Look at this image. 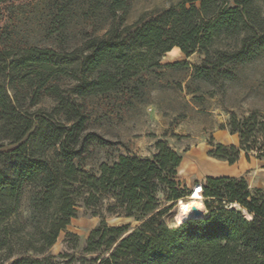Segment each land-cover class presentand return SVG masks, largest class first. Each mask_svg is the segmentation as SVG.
<instances>
[{
  "label": "trees",
  "instance_id": "obj_1",
  "mask_svg": "<svg viewBox=\"0 0 264 264\" xmlns=\"http://www.w3.org/2000/svg\"><path fill=\"white\" fill-rule=\"evenodd\" d=\"M261 2L181 0L126 25L123 16L130 0H49L54 8L49 27L77 7L88 18L106 16L104 32L87 35L69 52L70 60L60 59L52 47L26 46L19 55L0 48L2 262H74L68 251L53 255L49 249L83 208L123 216L134 224L110 226L101 216L86 238L78 264H264V189L250 187L243 177L206 176L200 184L207 212L182 219L175 227L167 225L163 216L169 207L161 208L164 202L190 193L177 178L182 155L158 140L151 158L120 155L112 163H102L96 174L83 170L78 162L85 114L58 95L54 80V73L69 70L78 80L73 95L103 93L133 75L136 55L158 58L174 47L186 57L196 51L204 55L206 66L195 68L201 76L248 62L264 51ZM23 85L29 106L42 96L56 97L55 111L68 125L44 118L35 121L18 98ZM233 127L229 133L239 134V145L212 141L208 156L234 164L243 151L247 160L250 156L264 160V148H254L256 123L246 120ZM25 186L34 190L30 205L37 220L32 231L13 230ZM77 240L76 234L66 231L68 250L77 247Z\"/></svg>",
  "mask_w": 264,
  "mask_h": 264
},
{
  "label": "rangeland",
  "instance_id": "obj_2",
  "mask_svg": "<svg viewBox=\"0 0 264 264\" xmlns=\"http://www.w3.org/2000/svg\"><path fill=\"white\" fill-rule=\"evenodd\" d=\"M179 1L130 0L123 16L124 23L133 24L141 16H148ZM259 6L264 12V2ZM70 10L64 19H56L53 27H49L54 11L49 0L0 1V48L13 50L19 55L26 46L52 47L59 52L60 59L70 60L69 52L79 47L87 35L102 34L108 23L106 16L88 18L80 8L71 7ZM133 66V75L126 81H119L109 91L84 97L72 94L78 80L71 77L69 70L54 73L58 95L77 104L85 114L80 134L81 159L78 162L83 170L96 174L102 163H112L120 155L151 158L156 152V142L163 140L184 158L177 178H183L191 190L200 184L203 176L185 159L192 151L207 150L208 143L212 141L227 142L224 136L233 126L242 125L246 120L255 122L254 148H264V51L248 62L228 64L211 70L206 76L195 72V68L206 66L204 55L196 51L186 57L177 47L158 58L152 54L136 55ZM76 75L79 76L78 73ZM19 89L18 98L33 114L35 121L44 118L54 124L68 125L64 116L55 111L56 97L45 95L38 103L29 106L26 86ZM2 142L0 135V144ZM261 154H264L263 150ZM246 177L249 185L253 186L249 172ZM33 191L30 186L22 189L13 217V230L32 231L37 220L32 218L30 205ZM193 191L180 201L164 202L161 208L169 207L163 216L167 225H179L173 219V210L177 203L190 199ZM201 198L203 201L202 195ZM199 210L204 214L207 212L206 208ZM101 216L110 226L134 224L123 216L106 212L95 214L79 208L66 228L78 236L77 247L68 250L64 241L66 231H61L49 252L57 255L68 251L75 256L70 264H78L76 260L82 256L86 238L99 225ZM0 264H7L2 262V253Z\"/></svg>",
  "mask_w": 264,
  "mask_h": 264
},
{
  "label": "crops",
  "instance_id": "obj_3",
  "mask_svg": "<svg viewBox=\"0 0 264 264\" xmlns=\"http://www.w3.org/2000/svg\"><path fill=\"white\" fill-rule=\"evenodd\" d=\"M224 139H228L227 142L218 141L217 143H221L224 145H239V138L236 134L228 133L227 136H224ZM208 149L209 145L207 150L205 151L201 148L199 150L192 151L185 159L188 163L194 165L195 170L203 176V179L200 181V183L203 182L206 176L243 177L248 182L246 175L249 172L252 179L251 182L253 184V186H249L264 189L263 159H257L255 156H250V159L247 160L245 157V153L242 151L240 153L239 159L234 164H229L224 160H219L208 156ZM183 162L184 158H182L179 168ZM179 168L177 175H179ZM192 173L193 171L191 172V174ZM180 181L187 185L183 178H180Z\"/></svg>",
  "mask_w": 264,
  "mask_h": 264
},
{
  "label": "bare ground",
  "instance_id": "obj_4",
  "mask_svg": "<svg viewBox=\"0 0 264 264\" xmlns=\"http://www.w3.org/2000/svg\"><path fill=\"white\" fill-rule=\"evenodd\" d=\"M194 189V191H193ZM192 189L193 195L190 199L187 201H182L177 203L173 210V219L176 221L178 224L182 219L190 218L193 216V208H195L196 211L200 212V208H205L204 203L201 198V184H197ZM180 201V200H179ZM203 215L204 213H201ZM248 218H251L249 214L246 215Z\"/></svg>",
  "mask_w": 264,
  "mask_h": 264
},
{
  "label": "water",
  "instance_id": "obj_5",
  "mask_svg": "<svg viewBox=\"0 0 264 264\" xmlns=\"http://www.w3.org/2000/svg\"><path fill=\"white\" fill-rule=\"evenodd\" d=\"M195 186H197V184ZM191 190H190V192H191ZM199 216H201L200 212L196 211L195 208H193V217H199Z\"/></svg>",
  "mask_w": 264,
  "mask_h": 264
}]
</instances>
